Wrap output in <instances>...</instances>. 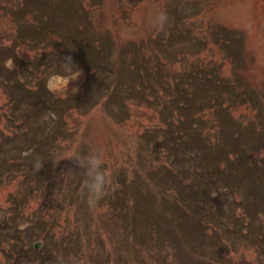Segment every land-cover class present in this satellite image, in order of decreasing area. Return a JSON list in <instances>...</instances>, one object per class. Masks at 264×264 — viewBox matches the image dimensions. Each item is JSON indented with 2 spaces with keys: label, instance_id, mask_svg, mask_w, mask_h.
Returning a JSON list of instances; mask_svg holds the SVG:
<instances>
[{
  "label": "rangeland",
  "instance_id": "1",
  "mask_svg": "<svg viewBox=\"0 0 264 264\" xmlns=\"http://www.w3.org/2000/svg\"><path fill=\"white\" fill-rule=\"evenodd\" d=\"M180 2L0 0V264H264V0ZM69 56L81 75L60 88ZM190 77L198 131L170 102ZM95 149L119 189L90 210L56 160Z\"/></svg>",
  "mask_w": 264,
  "mask_h": 264
},
{
  "label": "clouds",
  "instance_id": "2",
  "mask_svg": "<svg viewBox=\"0 0 264 264\" xmlns=\"http://www.w3.org/2000/svg\"><path fill=\"white\" fill-rule=\"evenodd\" d=\"M178 10L184 15H190L193 9L188 6L184 0L177 5ZM173 23V18L169 16L166 9L159 5H154L147 19V27L156 33H166V30ZM61 72L59 75V87L68 88L70 80L78 79L81 75L78 68L73 64L72 58L69 56L60 62ZM260 158H264V152H260ZM67 159L74 161L83 171V176L79 184V194L84 198L87 207L90 210H97L106 203V198L114 195L119 184L116 183L104 167L103 153L100 149H95L87 153L76 152L72 156L61 155L57 160ZM42 166V162H37L33 167L38 171ZM72 177H78L77 174L69 170L67 174Z\"/></svg>",
  "mask_w": 264,
  "mask_h": 264
},
{
  "label": "trees",
  "instance_id": "3",
  "mask_svg": "<svg viewBox=\"0 0 264 264\" xmlns=\"http://www.w3.org/2000/svg\"><path fill=\"white\" fill-rule=\"evenodd\" d=\"M159 68H160V66L158 67V68H156V72H158V70H159ZM205 73V74H204ZM213 73H215V71L214 72H201V73H195V77H193L194 79H195V82H200L201 81V78H202V76L204 75V77L205 78H208V79H214V82H219V80L213 75ZM162 76H163V73H156L155 74V76H154V78H158V79H160V80H162ZM132 78H139V79H141V76H139V75H137V76H135V77H132ZM189 80L191 81H185V82H183V84H182V87H181V89H182V91L181 92H177V93H175L174 94V96H173V98H171V100H170V102L171 103H174V104H180L179 105V111L181 110V112H183V116L181 117V120H182V122L181 123H179L181 126L183 125V123L185 122V123H187V124H189V130L191 131H198L197 129L199 128V123H200V121H199V116L197 115L198 114V112H197V110H198V108L196 107L195 108V104H196V99H195V95H193V94H190V93H188V89H189V87H190V85L193 83V79L190 77L189 78ZM164 83V82H163ZM17 84V83H16ZM14 85H15V83H14ZM177 84H173L172 85V87H176V89H177V86H176ZM199 95V94H198ZM189 97H192V99H189ZM184 100H185V103H184ZM171 111H172V107L171 106H167V113L168 114H170L171 113ZM157 129H158V127L156 128V129H154L155 131H157ZM42 137H44V136H42ZM201 137V139L206 143V138L205 137H203L201 134L200 135H198L197 136V139H199ZM163 140V138H161L160 139V141H162ZM174 140L175 141H177V143H176V145L178 146V145H180V139H178V138H176V137H174ZM3 141H4V138L1 140V143H3ZM183 141L185 142V139H183ZM186 145H187V143H186ZM191 146H194L193 144H191ZM225 146V141L221 144V148H223ZM183 147V146H182ZM182 147H180V148H177V149H179V150H177L178 152L177 153H180L181 154V152H179V151H185V149H184V147L182 148ZM179 154V155H180ZM176 155H178V154H176ZM181 156V155H180ZM192 157V156H191ZM247 158L248 159H250V162L252 163V165H253V168H251V169H256V168H259L258 167V165H257V160L256 159H253L252 158V156H247ZM218 159L216 158V160H215V162L217 161ZM234 160H236V157H235V159ZM214 162V163H215ZM261 162H262V166L260 167L261 168V170H262V172H263V169H264V159H262L261 160ZM232 163H234V164H232ZM237 163H239L238 162V160L235 162H230L229 160H228V165L227 166H229V164H232L233 166L234 165H236ZM227 166L226 167H224V168H222V169H219L220 171H222V173H227L226 171V169H227ZM209 167H210V165H208V164H206V166H205V170L206 169H209ZM159 167H157L156 169H158ZM188 170H192V168L191 167H189V168H187ZM218 169V168H217ZM199 171V170H198ZM197 171V172H198ZM176 172V171H175ZM261 173V172H260ZM167 176L168 177H175V176H178L179 177V174H172V173H170V171H168V173H167ZM225 176H227V174H225ZM135 178V180H136V177H135V174H133V179ZM160 179H166V177H159V178H157V182H159V180ZM180 179H182V177L180 176ZM144 183H145V181H144ZM211 185H212V182H211ZM194 190L192 189V191L191 192H189V195H192V196H194L195 198H197L199 201L200 200H202L203 201V203H202V205L203 206H207V207H209V211L211 212L212 210H213V208H216V211L218 212V213H220L219 212V206L217 205L216 206V203L215 202H213V201H210L208 198H206L205 196H204V198L202 199V198H200L201 197V195H202V190H196V191H194ZM140 194H143L142 196H146L147 194L149 195V197L151 198V200H153L152 199V197L150 196V194H149V192L148 191H141V187H140V192H139ZM261 196H264V193L263 192H261V194H260ZM194 205H198V203L196 202V200L194 201ZM217 209H219V210H217ZM203 216H205V217H207V214H203L200 218H199V220H198V222H197V225H200L201 224V222H202V220H203ZM59 262V264H62V262H60V261H58Z\"/></svg>",
  "mask_w": 264,
  "mask_h": 264
},
{
  "label": "water",
  "instance_id": "4",
  "mask_svg": "<svg viewBox=\"0 0 264 264\" xmlns=\"http://www.w3.org/2000/svg\"><path fill=\"white\" fill-rule=\"evenodd\" d=\"M38 247V242L34 244V248H37Z\"/></svg>",
  "mask_w": 264,
  "mask_h": 264
}]
</instances>
